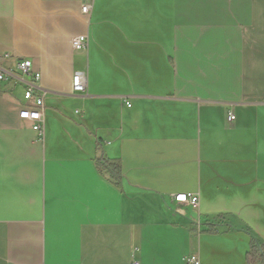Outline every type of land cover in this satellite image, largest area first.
<instances>
[{
    "label": "crops",
    "instance_id": "1",
    "mask_svg": "<svg viewBox=\"0 0 264 264\" xmlns=\"http://www.w3.org/2000/svg\"><path fill=\"white\" fill-rule=\"evenodd\" d=\"M0 68V264H249L264 244V0H0Z\"/></svg>",
    "mask_w": 264,
    "mask_h": 264
},
{
    "label": "built area",
    "instance_id": "2",
    "mask_svg": "<svg viewBox=\"0 0 264 264\" xmlns=\"http://www.w3.org/2000/svg\"><path fill=\"white\" fill-rule=\"evenodd\" d=\"M82 11L89 14L91 11V4L85 3L82 6ZM88 46V36L85 34L78 35L72 40V48L75 50H83ZM17 71H19L20 80L24 83V98L26 100L25 107L21 109L19 116L23 119L32 122V128L40 135L43 134V107L44 95L40 91L38 81L41 78L39 72L34 71L32 63L28 59H21L16 64ZM10 77H15L13 70H4L0 68V81L8 80ZM87 87V73L86 70H76L72 75V88L74 91L83 92ZM234 119L232 112L228 114V120ZM178 202L189 203L192 206H197L199 197L196 193H180L175 196ZM190 264H198L195 256L189 258Z\"/></svg>",
    "mask_w": 264,
    "mask_h": 264
},
{
    "label": "trees",
    "instance_id": "3",
    "mask_svg": "<svg viewBox=\"0 0 264 264\" xmlns=\"http://www.w3.org/2000/svg\"><path fill=\"white\" fill-rule=\"evenodd\" d=\"M101 143L98 141V149ZM97 167L104 172L109 173V178L115 185H119L123 177L122 165L119 159H110L104 154L96 157ZM247 262L249 264H264V244L256 237L251 238L250 249L247 252Z\"/></svg>",
    "mask_w": 264,
    "mask_h": 264
}]
</instances>
